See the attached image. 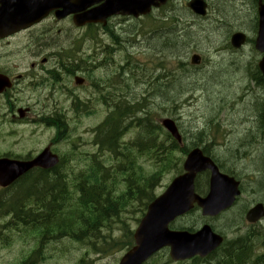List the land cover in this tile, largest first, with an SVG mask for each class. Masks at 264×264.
<instances>
[{
	"label": "rangeland",
	"instance_id": "obj_1",
	"mask_svg": "<svg viewBox=\"0 0 264 264\" xmlns=\"http://www.w3.org/2000/svg\"><path fill=\"white\" fill-rule=\"evenodd\" d=\"M249 1L210 0L211 6L212 3L216 4L213 7L216 20L206 25L197 24V21L191 25L189 16L179 11V14L176 15L186 24L182 31L179 32L175 28L176 25L172 28L166 27L168 35L159 39L158 37L153 39L149 35L134 34L137 24L128 25L130 28H126L129 31L128 35L122 34L127 38H118L116 44L111 47L108 46L112 45L114 41L113 37H109L107 29L96 33L95 30L87 28L84 30V33L87 34L85 39L75 41H63V37L52 35L46 42V39L37 40L36 32H25L0 41V68H6L13 73H24L28 71L30 62L36 60V54L31 53V50L45 52L59 48L70 55V62L67 63L66 68L69 72H73L78 66L84 67V64L87 63L88 66L93 67L91 76L97 78L94 67L97 68L101 64L93 58L97 59L101 51L108 52L110 49H114L108 55L110 59L104 68H108L110 61L115 59L116 64L125 60L123 64L127 70L121 75L123 81L121 80V83L116 85L117 90H114L116 100L123 96L126 102L132 103L133 98H142L145 109L142 112H136L137 116L148 114L158 123L160 118L171 116L177 122L186 145H199L204 148L206 143H211L212 147L209 149H213L223 162L231 164L233 167L237 166L238 176L244 186V193L238 202V209L235 207L231 212L225 213L219 220L214 221V224L224 231L229 240L235 239L238 234L249 229L241 216L242 207L244 206L245 209L255 201L264 202V184L259 187L254 185V181L258 177H264V169L256 165L258 158L254 164H250L249 160L252 155H247V153H243V159L241 161L238 159L236 164L231 158L234 149L240 147H238V142L251 133L258 154L261 150L262 153L264 152L262 119L264 85L258 81L256 75V65L261 56L251 42L240 50H234L228 45L229 36L236 30L244 31L249 38H254L257 16L255 3ZM183 2L184 0H177L174 4L179 5L177 8L182 10ZM148 22L153 23L151 19ZM67 25L65 23V29H67ZM135 35L139 38H133ZM174 37L177 40H174ZM193 53L201 56L199 66L193 67L191 64ZM91 55H95V57ZM58 60L67 61V58ZM88 60L89 62H86ZM158 61H160L161 69L155 70V64ZM54 65L58 66L50 55V61L46 67ZM30 73L34 74L36 79L29 81L25 78L20 82L19 88L10 94L13 99L12 104H6L4 99H0V153L9 152L12 155L21 156L29 153L34 154L39 151V147L47 143L53 131L40 130L42 127H46L42 123L40 127L33 125L36 120L35 114L41 113L43 109L50 114L64 113L62 118L67 128V137L59 140L55 149L60 152L74 149L76 154L79 151H95L96 147L92 142L93 134H90V131L102 122L108 109L100 102L94 101L96 104H87L88 112L84 110L76 112L73 108L72 98L65 94L67 93L65 89H71L69 86L58 85L56 81L52 80L51 75L42 69L36 68L30 70ZM108 73H112L111 70L106 71V77ZM58 76H62V74ZM88 80L90 81V79ZM88 88L91 87L85 86L75 92L82 98L90 97ZM53 89L55 92H52ZM258 103H262V106ZM24 106L30 107L31 112L27 119L19 124V120L11 119V114L13 111L15 113L17 107ZM27 120L31 125H26ZM31 127H35L34 136L30 132ZM244 127L247 128L248 133L243 132ZM220 133L225 134L217 137V141L220 142H215V136ZM69 134L70 139H68ZM134 135L135 129L130 128L124 134L123 139L130 140ZM223 137H225L224 142L222 141ZM41 141L42 143L38 145ZM227 152L229 153L225 154ZM175 155L178 156L177 153ZM108 158L110 163L111 157ZM68 163L66 162V165ZM73 164L76 163L73 162ZM77 165H80V161L77 162ZM174 174L173 169L163 172L159 183L154 187L155 194L165 188ZM34 179L28 178L27 181L19 184L16 187L18 189L10 195L14 201L21 202L20 212L28 211V203L35 200L34 194L32 195L33 200L24 198L25 188L22 187L26 182L28 185ZM43 186L40 183L35 189ZM66 187L61 183L53 186V190L58 194L55 204L59 205L60 212L66 208L70 199L65 192ZM47 200H49V193H45L41 199L35 200L38 203V215L46 213L45 202ZM142 206V202L134 201L122 215L123 221L132 230L137 226L136 219L142 216ZM87 207H83L81 211ZM12 211L16 213L15 210ZM91 211L87 209L85 215L89 217ZM237 215L238 230L235 228ZM198 218H200L199 213L194 212L192 215L189 214L179 219L172 226L196 224V227L204 222L203 219ZM8 219L7 216L0 222L6 223ZM78 221L82 223V220L78 219ZM119 227L120 224L113 223L107 228H101L104 237L97 240V245L105 238L107 240L109 234L114 238L118 237L121 233ZM6 228L5 224H0V231ZM254 228V230L263 229L264 220ZM261 235L264 237L263 233ZM17 237L24 238L19 232H17ZM28 240L27 237L14 239L9 245H2L0 239V264H17V259L20 260L27 254L31 258L39 257L36 264H117L120 256L124 253V250L118 249L119 247L105 253L97 252L95 248L87 246V241L77 243L75 240L65 239L61 243L54 241L49 246L42 247V250L34 255L32 249L36 247L37 242L34 241V245H28ZM105 246L109 247L107 244ZM156 257L159 261L154 264H164V261L168 260L164 251Z\"/></svg>",
	"mask_w": 264,
	"mask_h": 264
},
{
	"label": "trees",
	"instance_id": "obj_2",
	"mask_svg": "<svg viewBox=\"0 0 264 264\" xmlns=\"http://www.w3.org/2000/svg\"><path fill=\"white\" fill-rule=\"evenodd\" d=\"M173 39L177 40L176 37ZM257 76V79L261 81L258 73ZM216 93L220 94L218 92ZM258 104L262 106V103ZM136 112H138V110L133 111L132 114L127 117L137 122V126L143 134L150 132L147 134V139L150 140L151 148L119 149L117 140L121 134L120 122H122V120L120 117L117 120L118 130L108 134L111 136L109 138L113 141V146L110 149H102L104 151H109L110 155L113 154V163L105 164V162H102L103 164L100 165H84L80 168V171H77L78 173H76L74 169L68 171L66 169L67 167L63 170H59V167H55L51 169L49 173L48 171L36 173L43 175L42 177L45 179L55 180L63 176L68 182H73L65 188V192L69 195L70 199L66 208L61 212L59 205L55 204L58 197V194L53 190L55 183H50L42 178H35L27 185L26 188L29 189L28 191H30V193L25 189L23 197L26 199L31 198L33 200L32 195L34 194L35 200L37 201L41 199L45 193H49V200L45 202L47 211L45 214H41L42 216L48 217H42L40 220H33L30 223L21 221V225L18 224V228L25 233V237L31 238L32 241L37 242L32 252L34 255L39 252V247L41 248L43 244L48 243L49 240L60 239L63 236H67L70 239L87 241L88 244L93 245V248L101 252L114 247L123 248L131 243L129 242V235L125 231L116 239L112 238L109 234L107 240L105 238L98 245L97 240L104 237L101 233V228L109 227L110 222L113 219L119 218V214L124 209H127L133 201L138 200L142 202L144 206L152 200L155 196L154 187L159 181L161 174L170 169H174L176 173H179L181 170V154H185L187 149H189L185 143L184 146L180 147L170 135H167V137L163 139L161 146L158 147L155 139L156 137L152 133L154 131L150 128L153 127V123L150 120L151 117L146 114L138 118ZM109 119L110 117L106 118L105 122H109ZM243 132L248 133L246 127L243 128ZM251 136L252 133L245 136L241 142H238V147H240L239 149H234V154H232L231 158H233V163L236 164L238 163V159L240 161L243 159V153H247V155H252L249 160L250 164H254V161L258 158L256 161L257 167L264 169V152L262 153L261 150V155L258 154V149H255L256 145ZM139 144L140 140L135 143V146L138 148L140 146ZM177 152L181 153L180 156L175 155ZM142 155H147L152 160L155 166L153 171L147 170L143 166L135 165L134 162L136 158ZM27 179V177L21 179L20 184L27 181ZM120 181L123 182L124 188L118 192ZM40 183L44 186L35 189ZM263 184L264 177H258L254 181V185L257 187ZM198 189L201 191L200 186H198ZM35 200L28 203V211L20 212L19 206H21V202L16 200L18 204L14 205V200L11 199L10 196L7 199L8 202H6L4 206L15 210L17 214L25 212L27 215L36 217L38 215V209H35V206L38 205V203L35 202ZM86 206H89V211H91L92 208L94 209V211L90 212L89 217L85 215V211H87L88 207L81 211V209ZM77 218L82 220V223H80ZM254 229V227H249L244 233L238 234L235 239L229 242L226 240L224 244L209 257L204 259L195 258L191 264H264V237L261 235V233L264 235V228L259 230ZM105 244L109 247H106Z\"/></svg>",
	"mask_w": 264,
	"mask_h": 264
},
{
	"label": "water",
	"instance_id": "obj_3",
	"mask_svg": "<svg viewBox=\"0 0 264 264\" xmlns=\"http://www.w3.org/2000/svg\"><path fill=\"white\" fill-rule=\"evenodd\" d=\"M153 1L134 0L131 4L122 3L120 7L125 8L127 12L138 15L139 12L145 13L148 11ZM84 2V0H78L75 3H68V10L70 12L81 10L86 6ZM48 3L47 0H9L8 4L15 5V20H18L16 10L21 11L20 8L23 11L25 10V13L19 16L18 22L20 23L15 27L24 26L38 20L42 15L39 17H36V15L39 12H44ZM55 5L57 3L51 5V7ZM189 6L198 13L204 12L202 0H192ZM5 7L2 9L3 19L5 17ZM93 16L96 17V14L87 12L79 16L78 20L81 23L93 21ZM244 40L245 35L236 32L232 35L230 41L234 47H239ZM255 47L263 52L258 66L264 78V4L261 0L258 2V30ZM194 60L195 63H198L199 56H195ZM3 82L4 80L0 79V86ZM76 83L79 84L80 82L76 81ZM162 125L178 142H181V136L173 120L165 118L162 120ZM56 162L57 158L50 155L48 150H44L31 161L18 162L2 158L0 159V185L6 186L12 183L34 166L46 169L54 166ZM207 168L211 170L210 189L206 196L200 197L194 192V178L198 172ZM183 169L185 172L173 179L166 191L149 204L146 214L134 233L136 245L121 258L119 264H141L151 254L164 246L170 247V256L173 260H184L195 255L203 257L221 243L222 237L214 233L208 225H204L195 233L171 231L168 225L175 217L192 208L194 203L201 208L202 215H217L220 211L231 206L235 197L239 194L237 182L226 175L220 174L216 166L209 158L203 156L199 148H194L188 153L183 162ZM262 215H264L263 208L258 204L247 212L246 219L253 223Z\"/></svg>",
	"mask_w": 264,
	"mask_h": 264
},
{
	"label": "flooded vegetation",
	"instance_id": "obj_4",
	"mask_svg": "<svg viewBox=\"0 0 264 264\" xmlns=\"http://www.w3.org/2000/svg\"><path fill=\"white\" fill-rule=\"evenodd\" d=\"M78 0H64L63 3L67 4V3H75ZM109 1L111 4L113 2H119L120 0H107ZM208 8L210 7V0H205ZM257 0H250L249 2L251 3H255ZM103 2H105V0H95V2H92L90 5L85 6V9L90 8V7H95L98 6L100 4H102ZM177 2V0H167L165 4H162L159 8L156 9H152L151 12H149L146 15H142V16H138V17H134L131 15H127L125 13H121V12H117L116 14H113L109 17H107L103 22H97V23H88L84 26L78 27L75 25L74 21H73V14L70 13L66 16H64L63 18H58L56 16V11L58 12V10H60V8H57L55 10L50 11L41 21H39L36 24H33L32 26L20 30L10 36H8L7 38L4 39H9L12 38L16 35L19 34H23L25 32L28 33H33L36 32L37 34V40H43L46 39L49 40V37L54 35V36H58V37H63V41H75V40H82L85 39V36H87V34L84 33L85 29H89L92 28L95 31H102L104 29H107V32L109 34V37H113V41L114 43L109 44L108 47L113 46V44H116V41L118 38L120 37H124L125 39L127 37L123 36L122 34H127L129 33V31L126 30V28L130 29L128 27V25L132 26L134 24H138L139 29H134L136 32H134V34L137 33V35H143L141 33H145V29H146V24L148 23L149 19H151L155 25H162V20H163V16L165 14H167V19L165 21L172 22L175 20V25L178 30V25L180 24L179 22L183 23L179 17L175 14H179V10L177 7L179 5H175L174 3ZM188 0H184L183 2V6L181 7L184 12L182 11V14H186L187 16H189V18L191 19V25H193L195 23V21H197V24H202V25H206L211 21L216 20V15H215V11H214V3H212V14L205 15V16H200L198 14H195L194 12H192L189 8H186L187 6H185L187 4ZM248 2V3H249ZM1 6V5H0ZM181 15V14H180ZM205 21V22H203ZM201 22V23H199ZM65 23H67V29H65L64 25ZM126 25V26H125ZM186 25V24H185ZM188 25V24H187ZM123 26H125V28H123ZM76 32V33H74ZM177 34V33H176ZM180 34V33H179ZM164 35H168V33H162L160 29H156L155 33H154V38H161ZM139 36H133V38L138 39ZM4 39H0V41L4 40ZM114 49H110L108 52H104L101 51L98 56L97 59L93 58L95 61L100 62V66H98L97 68L94 67V69H96V75L97 78L91 76V71L93 70L92 66H88L87 63L84 64V67H80L78 66L73 72H69L67 68V63L70 62V55L68 53H65L64 51L60 50L59 48L53 51H41V50H31V53L36 54V60L30 62L28 71L24 72V73H13L11 71H8L6 68H0V73L4 74L7 76V78L10 81V87L5 88L3 90L2 93H0V99H4L6 104H12V98H11V93L14 90H17L20 86V82L23 79H29V81H33L35 80V75L30 73V70H34L36 68L42 69L44 70L46 73L51 75V78L53 81H56L58 85L61 86H69L71 89H65V91H67V93H65L66 95L70 96L71 98H73V102L75 103V109L77 112L79 111H87V109H82L83 104H90V103H94V101L100 102L101 105L107 106L108 111L110 112V119L109 122H107V129L108 131L113 127V122H112V115H113V105L117 102V100L115 99V91H114V86H115V80H114V73H116L117 71L121 70V64L118 63L116 64V62H114V59L110 61L108 68H104V65L108 64V60L110 59L108 57V55L113 51ZM50 55L54 58V61L58 64V66L60 68H57L56 65L52 66V67H46V64L49 63L50 61ZM92 57H95V55H91ZM118 56H120V54H118ZM59 58H67V61H62V60H58ZM107 58V61H106ZM116 58V57H115ZM86 62H89L86 61ZM71 65V64H69ZM82 70V71H81ZM112 73H108L107 77L105 76L106 71H110ZM114 72V73H113ZM59 74H62V76H58ZM66 76V77H65ZM78 76H80L82 78V84L80 85L79 89L82 87H91L88 88V96L90 97H86V98H82L81 96H79L78 94H75L73 91H76V87L74 86V79L78 78ZM91 76V77H90ZM90 79V81L88 80ZM103 84V85H100ZM111 84V85H110ZM73 90V91H71ZM52 92H55V89H53ZM122 102L125 103V98L122 96ZM96 104V103H94ZM21 109H26L22 115L24 116L23 119L19 120L15 117V113L13 111V113L11 114V119H17L19 120L20 124L21 121H25L27 119V116L30 114L31 112V108L28 106H24ZM16 110H18V108H16ZM15 110V111H16ZM10 111V110H9ZM90 111V110H89ZM45 113V114H43ZM36 120L34 121L35 127L39 126L40 124H44L43 126L46 125V127H42L40 130H45L48 131L50 128V131L52 130L53 133L54 131H56V134L58 136V138L60 137L61 139H64L67 133V128L65 125V122L63 120L62 117L63 114H59V113H46L45 110L43 109V111L39 114H35ZM38 118V119H37ZM27 124L31 125L30 121L27 120ZM52 126V127H50ZM99 126V124L97 125ZM97 126H94L95 129L97 128ZM35 127H31V133L33 134V136L35 135L36 131H34ZM92 130V129H91ZM90 134H93L92 137V142L95 144L96 149H99V143H100V138L97 136L96 132H92ZM94 139V140H93ZM56 140V139H55ZM50 141V149H53V145L57 142V141ZM42 143L39 142L38 145H40ZM43 147V145L41 147H39L38 149H41ZM210 147H212L211 143H206L204 145V148L206 149V154L208 156H210L212 158V160L217 164L219 170L222 173L228 174L230 176H233L235 179L238 180V169L237 166L233 167L231 164H228L226 162H223L216 154V152L213 149H209ZM206 175V181H207V188L209 186V178H210V171L207 170L205 172ZM32 179L34 178H43V177H31ZM48 179V178H47ZM56 181L59 182H63L65 181L64 177L61 176L59 178H56ZM235 207H237L238 209V199L235 201L234 205L229 208L228 210L224 211L223 213H227V212H231ZM25 213V212H24ZM222 213V215H223ZM238 213V210H237ZM26 214V213H25ZM13 215L16 219H22V217L24 216V214H17L13 211ZM48 217V216H46ZM221 218V217H220ZM236 228L238 230V215H237V220H236ZM223 235V233H222Z\"/></svg>",
	"mask_w": 264,
	"mask_h": 264
},
{
	"label": "bare ground",
	"instance_id": "obj_5",
	"mask_svg": "<svg viewBox=\"0 0 264 264\" xmlns=\"http://www.w3.org/2000/svg\"><path fill=\"white\" fill-rule=\"evenodd\" d=\"M180 24L178 25V30L180 32V30L182 31L183 27L185 26V24H182L181 22H179ZM229 45V44H228ZM195 56H199V54L197 53H193V56L191 57V64H195V60H194V57ZM114 62H115V59H114ZM120 64H121V72L119 73V71H117L116 73H114V80H115V86H114V90L116 91L118 87H116V85L120 84L121 83V80L123 81V78L121 79V75L124 74V72L126 73V66L123 64L125 62V60H122V61H119ZM201 62V56L199 57V61L198 63L196 64H199ZM116 78V79H115ZM121 92V91H120ZM122 96L118 98L117 102L113 105V115H112V122H113V127L108 131L107 129V123L104 121L102 122L99 126H98V132L100 133V140L102 143L112 147L113 146V141H111V136H109L108 134H110L112 131L116 132L118 130L117 128V123H118V119L121 117V120H124L127 118V116L131 115L133 111L135 110H138V111H141L144 110V100L142 98H138V97H135L133 98L132 100V103H128V102H125L123 103L122 102ZM116 99V97H115ZM107 109L109 107L105 106ZM129 109V111H128ZM132 110V111H131ZM263 113H264V110H263ZM263 115V114H262ZM113 133V132H112ZM32 179V178H31ZM44 179L45 181H49L50 183H55V184H58V183H61L62 185H71L73 182H68L66 179L65 181L63 182H59V181H56L55 180H50V179H45V178H42ZM34 186V185H32ZM24 187L27 191L29 190L27 187V182L22 186ZM18 188H15L13 191H16ZM30 193V191H28ZM82 193V192H81ZM67 196L69 197V195L67 194ZM70 198V197H69ZM13 204H18V202L15 200L13 202ZM13 205V206H14ZM88 209H89V206H88ZM94 211V209H91ZM36 214V213H35ZM42 217H46V216H42V215H37L36 217H34L33 215H27V214H24V216L22 217V219H16L17 221H22V222H26V223H30L31 221H35L37 219L40 220V218ZM7 238L6 235H1L0 236V239L1 241H5ZM227 239V242L231 241L228 239V237L226 238ZM234 239V238H233ZM72 240H75L78 242H80V240H77V239H72ZM88 247L90 246L91 248H93V245L91 244H88L87 245ZM110 250V249H109ZM112 250V249H111ZM108 251V250H107ZM107 251H104L107 252ZM101 252V251H99ZM39 260V259H36V258H31L29 256V254H27L25 257L21 258L17 264H36V261ZM77 263V262H76Z\"/></svg>",
	"mask_w": 264,
	"mask_h": 264
}]
</instances>
